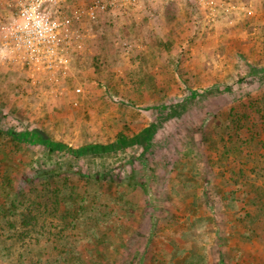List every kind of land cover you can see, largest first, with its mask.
I'll return each instance as SVG.
<instances>
[{
    "label": "rangeland",
    "instance_id": "1",
    "mask_svg": "<svg viewBox=\"0 0 264 264\" xmlns=\"http://www.w3.org/2000/svg\"><path fill=\"white\" fill-rule=\"evenodd\" d=\"M0 174V264H264V0H0Z\"/></svg>",
    "mask_w": 264,
    "mask_h": 264
},
{
    "label": "built area",
    "instance_id": "2",
    "mask_svg": "<svg viewBox=\"0 0 264 264\" xmlns=\"http://www.w3.org/2000/svg\"><path fill=\"white\" fill-rule=\"evenodd\" d=\"M29 11L22 8L20 17L23 20V24H15L6 28V33L3 36V39L5 40L7 46L9 43L13 45V43L16 42L17 52L21 53L22 59L27 63H29L31 60H33L34 62L43 60L42 56H38V54L36 53L37 49L35 43L38 40H33V35L40 33V36H42L45 33V37L48 38L54 34L56 26H60L55 25L54 23H49L50 21L48 19V16L44 17L36 12L27 13ZM69 21L70 20L66 19L63 24L65 25V32H67L66 27L69 24ZM46 31L49 33L46 34ZM47 44L48 47H50L51 52L54 53L53 47L55 45L49 41H47ZM9 59L11 60V58Z\"/></svg>",
    "mask_w": 264,
    "mask_h": 264
},
{
    "label": "trees",
    "instance_id": "3",
    "mask_svg": "<svg viewBox=\"0 0 264 264\" xmlns=\"http://www.w3.org/2000/svg\"><path fill=\"white\" fill-rule=\"evenodd\" d=\"M47 173L51 174L52 176L55 174L54 171L53 172L49 171ZM3 182H4V179L2 178L0 174V188ZM2 194L5 195V197L1 198L2 200L8 197V193L0 192V195ZM38 201L39 200L31 202L29 204L23 203V207L25 209H24V212H21V213H19L18 210H16V208L14 207V203L12 202H11L12 204H10L5 201L4 204L3 203L0 204V214H1L0 226L2 223L5 225L8 223H11V226L13 228L14 235H15L14 237H18V239H20L23 236H28L33 231H36L37 226L45 225V223H42L41 225H39L38 221L42 218L41 215L47 214L46 209H48V207L46 208L44 204H41ZM5 204H6V207H8V209L3 210L5 208L4 207ZM33 207H34V210L32 212ZM67 213L69 214V212ZM53 217H56V216H53ZM57 235H58L57 237L60 238L59 235L61 234L57 233Z\"/></svg>",
    "mask_w": 264,
    "mask_h": 264
}]
</instances>
